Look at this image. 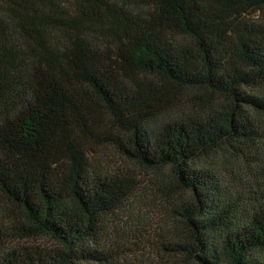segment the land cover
I'll return each mask as SVG.
<instances>
[{"label": "trees", "instance_id": "1", "mask_svg": "<svg viewBox=\"0 0 264 264\" xmlns=\"http://www.w3.org/2000/svg\"><path fill=\"white\" fill-rule=\"evenodd\" d=\"M0 264H264V0H0Z\"/></svg>", "mask_w": 264, "mask_h": 264}, {"label": "rangeland", "instance_id": "2", "mask_svg": "<svg viewBox=\"0 0 264 264\" xmlns=\"http://www.w3.org/2000/svg\"><path fill=\"white\" fill-rule=\"evenodd\" d=\"M116 161H117V163H121L120 160H118L117 158H116Z\"/></svg>", "mask_w": 264, "mask_h": 264}]
</instances>
